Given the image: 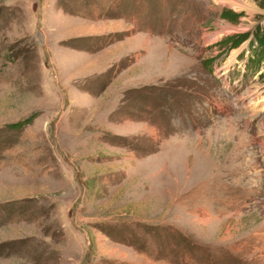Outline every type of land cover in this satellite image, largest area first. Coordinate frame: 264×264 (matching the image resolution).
Segmentation results:
<instances>
[{
	"label": "rangeland",
	"instance_id": "1",
	"mask_svg": "<svg viewBox=\"0 0 264 264\" xmlns=\"http://www.w3.org/2000/svg\"><path fill=\"white\" fill-rule=\"evenodd\" d=\"M262 27L255 0H0V264H264Z\"/></svg>",
	"mask_w": 264,
	"mask_h": 264
},
{
	"label": "trees",
	"instance_id": "2",
	"mask_svg": "<svg viewBox=\"0 0 264 264\" xmlns=\"http://www.w3.org/2000/svg\"><path fill=\"white\" fill-rule=\"evenodd\" d=\"M262 8H264V0H255ZM223 15L227 18H231L232 16L229 15V14H226V12H223ZM259 29H261V26L258 27ZM258 29V30H259ZM263 29V27H262ZM258 33V32H257ZM250 33H239L237 34V41L236 43L238 42H244L245 40L249 39L250 37ZM252 42H256L257 46L260 48V47H264V29L262 30V32L259 34V35H255L251 38ZM20 126L23 125V123L19 124ZM17 124H14V126H19Z\"/></svg>",
	"mask_w": 264,
	"mask_h": 264
},
{
	"label": "bare ground",
	"instance_id": "3",
	"mask_svg": "<svg viewBox=\"0 0 264 264\" xmlns=\"http://www.w3.org/2000/svg\"><path fill=\"white\" fill-rule=\"evenodd\" d=\"M251 100H253V99H251ZM255 102L257 103V100H255L254 103H255ZM252 103H253V102H252Z\"/></svg>",
	"mask_w": 264,
	"mask_h": 264
}]
</instances>
